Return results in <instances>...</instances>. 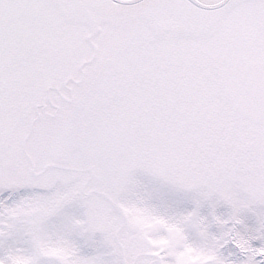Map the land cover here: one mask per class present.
Wrapping results in <instances>:
<instances>
[{"label": "snow or ice", "instance_id": "6c2138e0", "mask_svg": "<svg viewBox=\"0 0 264 264\" xmlns=\"http://www.w3.org/2000/svg\"><path fill=\"white\" fill-rule=\"evenodd\" d=\"M0 264H264V0H0Z\"/></svg>", "mask_w": 264, "mask_h": 264}]
</instances>
